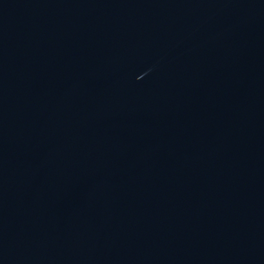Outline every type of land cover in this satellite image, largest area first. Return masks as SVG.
Segmentation results:
<instances>
[{"label":"water","instance_id":"95a60500","mask_svg":"<svg viewBox=\"0 0 264 264\" xmlns=\"http://www.w3.org/2000/svg\"><path fill=\"white\" fill-rule=\"evenodd\" d=\"M0 264H264V0H0Z\"/></svg>","mask_w":264,"mask_h":264}]
</instances>
